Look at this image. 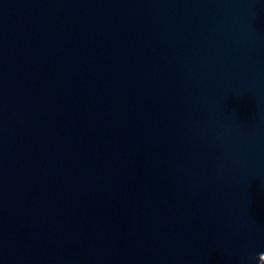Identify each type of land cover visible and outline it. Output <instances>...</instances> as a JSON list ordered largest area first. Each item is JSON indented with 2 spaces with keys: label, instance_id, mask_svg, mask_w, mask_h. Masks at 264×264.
Returning a JSON list of instances; mask_svg holds the SVG:
<instances>
[{
  "label": "water",
  "instance_id": "obj_1",
  "mask_svg": "<svg viewBox=\"0 0 264 264\" xmlns=\"http://www.w3.org/2000/svg\"><path fill=\"white\" fill-rule=\"evenodd\" d=\"M0 264H264V0H0Z\"/></svg>",
  "mask_w": 264,
  "mask_h": 264
}]
</instances>
